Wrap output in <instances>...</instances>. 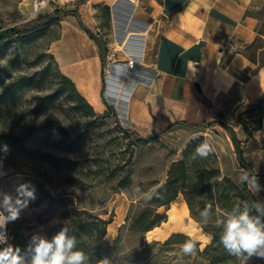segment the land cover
<instances>
[{
  "label": "rangeland",
  "instance_id": "rangeland-1",
  "mask_svg": "<svg viewBox=\"0 0 264 264\" xmlns=\"http://www.w3.org/2000/svg\"><path fill=\"white\" fill-rule=\"evenodd\" d=\"M44 1L34 13L35 0H0V32L50 14L56 8L74 9L79 0ZM81 18L106 47L100 92L106 107L103 112H97L89 103L91 110L79 103L62 82L66 76L54 53L81 42L73 17H63L48 26L33 41L5 36L0 42V146L7 144L10 148L3 158L7 175L0 177V188L15 196L20 184L35 187V199L30 201L28 210L7 225L9 243L23 252L33 234L50 240L66 227L68 233H76L77 247L89 257V264H99L105 258L109 264H212L197 251L184 255L181 245L191 238L200 244L201 253L211 240L201 225L208 226L209 221L217 225V220L225 219V213L217 206V193L228 189L223 179L233 186L239 183L243 170L228 132L233 125L223 115L209 116L202 106L199 110L193 108L187 116L189 123L203 119L206 127L202 131L173 127L150 142H137L121 132L120 127L142 138L156 135L180 120L178 111L162 119L158 116L153 125H130L121 111L127 109L130 97L126 88L130 81L131 90L137 84H145L142 80L135 85L142 70L143 42L132 48L137 64L127 70L126 61L122 60L126 58L125 50L114 43L109 8L94 7L82 13ZM121 35L124 37L122 32ZM113 53L111 64L108 57ZM111 66L126 69L127 77L120 75L110 80L106 72ZM112 93L118 101L111 98ZM3 135H24V140L21 145L12 146ZM205 140L213 146L212 154L206 159H192L196 147ZM180 161H185L192 167L193 175L204 181L197 186L199 193L189 194V198L199 215L211 206L210 219L206 224L197 222L185 195L179 193L172 203L155 210L162 215L158 226L149 232L135 230L133 219L150 209L149 197L166 181L171 165ZM251 168L264 185V163L251 164ZM190 189L188 186L185 192ZM256 199L264 201V193ZM236 205L243 211L245 206L238 198L231 199L229 210ZM177 233L187 238L164 244ZM26 260L30 264L31 254ZM214 264H242V260L232 263L220 259ZM246 264H264V258L253 256Z\"/></svg>",
  "mask_w": 264,
  "mask_h": 264
},
{
  "label": "crops",
  "instance_id": "crops-1",
  "mask_svg": "<svg viewBox=\"0 0 264 264\" xmlns=\"http://www.w3.org/2000/svg\"><path fill=\"white\" fill-rule=\"evenodd\" d=\"M98 6L110 10L114 43L125 50L123 61L143 42L135 85L145 84L132 91L130 81L127 109L121 111L130 125H153L158 116L175 111L180 120L170 124L189 123L190 111L205 106L209 116L223 115L231 122L229 135L239 141L247 163H264V120L248 138L236 121L264 96V0H84L77 7L81 21L82 13ZM74 19L81 42L54 55L79 94L103 112L99 49Z\"/></svg>",
  "mask_w": 264,
  "mask_h": 264
},
{
  "label": "trees",
  "instance_id": "trees-1",
  "mask_svg": "<svg viewBox=\"0 0 264 264\" xmlns=\"http://www.w3.org/2000/svg\"><path fill=\"white\" fill-rule=\"evenodd\" d=\"M84 0H79L76 3V7L74 9H61L56 8L50 14H46L44 16H39L33 20L27 21L18 26L10 27L2 32H0V42H2L6 37L11 36L16 37L21 41H33L37 38L39 33L47 28L48 26L58 22L63 17L73 16L76 18L79 27L84 30L89 37L96 43L99 49V58L101 62L102 70L104 69V57L106 55V47L101 38L95 36L89 29H87L79 16L78 5L82 4ZM108 8V7H106ZM62 82L68 85L71 89V92L76 96L79 103L84 104L91 110L88 102L79 94L76 90L74 83L67 77H62ZM264 120V96H262L255 104L250 105L246 110L236 116V121L243 127V130L248 137H250L253 132L258 131L261 128V122ZM173 127H181L191 129L193 131H202L206 125L203 122L198 123H187V122H175L166 126L163 129H160L156 135H151L146 138H142L135 134L134 132L127 131L120 127L121 132L133 136L137 142H150L156 140L159 134L169 131ZM5 136V135H3ZM5 140L12 146L21 145L24 140V135L19 136H10L6 135ZM232 141L236 145V158L239 166L243 170H247L250 173H253L251 164L245 161L243 157L242 150L239 147V141H237L232 133L231 136ZM225 183H228V189L225 190L221 194L217 193L216 201L219 210L223 213L231 211L229 210V203L231 199H239L244 206H248L251 209V204L256 199V196L252 194V191L248 187V185L241 183H237L235 186L229 183L227 179H223ZM205 184L201 177H195L192 173V167L187 165L185 161H180L171 165L166 181L160 185L153 195L149 198L150 209H145L139 214L135 216L132 221V227L139 232H149L156 226L161 223L162 215L159 213H155V210L159 207L166 206L172 203L178 196L179 193H183L186 198V202L189 208V211L193 218L200 224H202L199 212L195 210L193 202L189 198V194L199 193L196 192L197 186ZM218 184H216L217 186ZM190 186L191 192H185V189ZM205 186V185H204ZM205 188V187H203ZM203 192V190H202ZM210 200H212V195ZM252 215H255L254 210H250ZM151 218V219H149ZM100 222L104 223V221ZM208 226L201 225L203 233L210 236V243L204 248V250L200 253L198 250L197 243V253L205 255L212 264L216 263L220 259H228L232 263H236L237 260H242V258H237L234 255L229 254L220 243V235L222 233V225H216L214 222L209 221ZM109 223V222H108ZM71 237H76V233L71 232L68 233ZM187 238L182 234H173L164 244H170L173 239H185ZM119 237L115 239V244L118 242Z\"/></svg>",
  "mask_w": 264,
  "mask_h": 264
},
{
  "label": "clouds",
  "instance_id": "clouds-1",
  "mask_svg": "<svg viewBox=\"0 0 264 264\" xmlns=\"http://www.w3.org/2000/svg\"><path fill=\"white\" fill-rule=\"evenodd\" d=\"M7 144L0 146V177L7 175L3 170V158L9 153ZM214 151L213 146L207 141L199 144L192 159H206ZM241 183L249 185L254 196H259L264 191L255 174L242 170ZM150 198V197H149ZM35 199V187L30 183L20 184L16 195L0 188V264H29L26 256L31 254L30 264H89V257L77 247L75 237L68 235V229L62 228L50 240L33 234L25 251L9 243L7 225L21 218L22 213L28 210L29 203ZM250 210L255 215H250ZM211 206L205 207L200 212L201 222L206 224L211 217ZM217 225H222L220 243L224 249L237 258H242V264L253 256L264 258V201L254 200L251 209L245 206L241 211L236 205L231 211L225 213V219L217 220ZM197 242L191 238L181 245L184 255H194ZM99 264H109L107 258Z\"/></svg>",
  "mask_w": 264,
  "mask_h": 264
},
{
  "label": "built area",
  "instance_id": "built-area-1",
  "mask_svg": "<svg viewBox=\"0 0 264 264\" xmlns=\"http://www.w3.org/2000/svg\"><path fill=\"white\" fill-rule=\"evenodd\" d=\"M45 4L44 0H35L32 6V12L36 13L38 10ZM109 60H111V64L114 63V54L109 55ZM137 64V60L135 59L134 55H131L129 59L126 61V66L128 65L131 68H133ZM0 247H3V245H0Z\"/></svg>",
  "mask_w": 264,
  "mask_h": 264
},
{
  "label": "bare ground",
  "instance_id": "bare-ground-1",
  "mask_svg": "<svg viewBox=\"0 0 264 264\" xmlns=\"http://www.w3.org/2000/svg\"><path fill=\"white\" fill-rule=\"evenodd\" d=\"M135 57V59L137 60V56H134ZM126 68H127V70H131V69H133V68H131L130 69V67L127 65L126 66ZM126 69H123V68H121V67H110V69L106 72V74L108 75V77H109V79L111 80V79H113V77H120V75L122 76V77H124V78H126L127 76H126ZM126 76V77H125ZM112 84V83H111ZM122 88H120L119 89V91H120V93L122 92ZM125 90V89H124ZM120 95V94H119ZM113 96V97H112ZM111 97L113 98V99H115V101H118L119 100V98H114V93H112L111 94ZM119 97V96H118ZM115 105H116V103H115Z\"/></svg>",
  "mask_w": 264,
  "mask_h": 264
},
{
  "label": "water",
  "instance_id": "water-1",
  "mask_svg": "<svg viewBox=\"0 0 264 264\" xmlns=\"http://www.w3.org/2000/svg\"><path fill=\"white\" fill-rule=\"evenodd\" d=\"M195 88L198 92H201L200 88H199V85L198 84H195Z\"/></svg>",
  "mask_w": 264,
  "mask_h": 264
}]
</instances>
